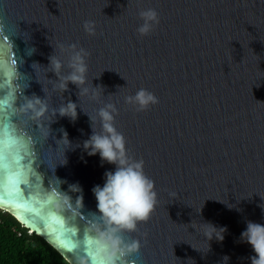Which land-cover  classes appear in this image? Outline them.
<instances>
[{
	"label": "water",
	"instance_id": "1",
	"mask_svg": "<svg viewBox=\"0 0 264 264\" xmlns=\"http://www.w3.org/2000/svg\"><path fill=\"white\" fill-rule=\"evenodd\" d=\"M148 8L158 12L159 24L140 36L139 12ZM85 21L94 22L95 35L85 32ZM71 44L89 53L87 86L105 89L97 99L79 98L72 84L59 91L57 77L45 68L53 54L66 65L58 45ZM68 71L65 66L63 74ZM140 88L159 102L145 111L127 104L125 98ZM33 94L48 104L40 120L20 112ZM69 98L91 116L104 104L115 105V126L129 155L144 161L154 181L157 203L150 219L124 234L140 240L141 249L122 264H225V255L227 264H251V246L239 237L248 221L264 224L258 206L264 205V0H0V102L19 116L11 130L8 120L0 122V208L71 264H100L84 250L85 234L96 236L92 188L115 166H101L98 155L84 153L92 129L82 109L75 122L55 115ZM4 115L7 109L0 107ZM95 129L100 131L98 118ZM17 154L27 157L26 167L24 159L15 163ZM16 176L29 181L18 185L23 200L8 195ZM76 182L83 206L74 213L58 204L68 195L75 206L79 194L68 186ZM53 192L52 202L44 203ZM29 198L41 202V215L54 214L65 229L74 228L75 236L62 235L55 223L40 224L20 206ZM197 221L226 226L223 242L210 241L209 250L201 230L191 228ZM67 239L76 245L72 251L61 247Z\"/></svg>",
	"mask_w": 264,
	"mask_h": 264
},
{
	"label": "clouds",
	"instance_id": "2",
	"mask_svg": "<svg viewBox=\"0 0 264 264\" xmlns=\"http://www.w3.org/2000/svg\"><path fill=\"white\" fill-rule=\"evenodd\" d=\"M139 17L142 21L137 28L140 36H147L159 24V14L155 9L142 10L139 12ZM84 30L88 35H95L94 22L85 21ZM58 47L61 52H66L67 64L65 65L64 60L53 54L48 57L49 64L45 67L57 77L56 88L65 93L72 84L78 89L79 98L81 95H90L92 99H97L100 96L98 90L105 89L101 85L94 86L93 83L91 88L87 86L88 51L76 44L68 45L66 48L64 45H58ZM33 52L35 48L29 50V55ZM65 66L69 69L67 75L63 74ZM125 102L137 111H145L159 101L153 92L140 88L134 95L127 96ZM78 107L79 104L69 98L55 115L58 113L60 117H68L75 122L79 115ZM82 111L84 112L83 109ZM20 112L30 115L31 119L40 120L48 112L46 98L35 94L25 97ZM84 113L88 115L92 129V134L82 143L84 153L87 156L98 155L101 166L104 163L115 166L114 170L104 173L102 185L97 184L92 188L96 199L95 223L93 224L96 232L93 239L96 255L100 264H122L124 257L136 254L141 249L140 240L125 239L124 234L137 231L139 223L150 219L157 203V192L154 181L144 171V161L137 160L128 153L126 138L115 126V116L118 113L115 105L104 104L97 110L95 116ZM97 118L100 131L95 129ZM62 139L71 144L66 131H63ZM68 190L79 194L76 197L75 206L71 202V197L65 195L61 197L58 207L67 208L75 213L83 206V188L79 182H76L69 184ZM225 204L230 210L232 209L228 203ZM258 206L264 210V205ZM201 210L202 208L196 212L200 213ZM191 228H194L196 232L198 229L201 230L200 234L208 242L209 250L210 241L216 240L222 243L228 231L226 226L218 227L212 222L197 221L196 224L192 222ZM239 241L251 246L254 253L250 257L251 264H264V224L248 221L246 228L240 233ZM223 259L227 264L230 257L225 255Z\"/></svg>",
	"mask_w": 264,
	"mask_h": 264
},
{
	"label": "trees",
	"instance_id": "3",
	"mask_svg": "<svg viewBox=\"0 0 264 264\" xmlns=\"http://www.w3.org/2000/svg\"><path fill=\"white\" fill-rule=\"evenodd\" d=\"M0 264H71L52 244L0 208Z\"/></svg>",
	"mask_w": 264,
	"mask_h": 264
},
{
	"label": "snow or ice",
	"instance_id": "4",
	"mask_svg": "<svg viewBox=\"0 0 264 264\" xmlns=\"http://www.w3.org/2000/svg\"><path fill=\"white\" fill-rule=\"evenodd\" d=\"M5 41L7 40V37H4ZM13 63H15V61H13ZM0 107H4L7 109V115L4 116H0V122H2L3 120H8L9 123L6 125L7 128H9L11 130L12 125H11V120L15 119L18 120L19 116L17 114L16 111L12 110L6 102H0ZM31 156V152L27 153V157ZM27 157H21L19 156V154H17L15 163H17L18 165L20 164L21 159H24L26 161L25 163V167L27 166V163L29 162L27 160ZM4 159V155H3V151L0 150V161H2ZM31 169H29L30 171ZM32 176L34 177L35 181L37 182V186H38V182H39V177L35 174V172H32ZM24 184V185H29V181L27 178L24 179H20L19 176H16L13 180V190L10 191L8 193L9 197L11 198H19L21 200H23L22 197V192L19 189L18 185L19 184ZM57 194L55 192H53L51 195H48L47 193L45 194V199H44V203H50L52 202L53 198L56 196ZM31 202L29 201H23L21 203V207H25L27 209H29L30 211H32L35 215V217L38 218V221L40 224H42L44 227H49L51 223H55L57 225H59L60 229H61V234L63 235L64 233H67L70 236H75V229L74 228H68L65 229L64 228V222L61 218L55 216L54 214L49 213L47 217L41 215V212L39 211V208L42 207L43 205L41 204V202L39 200H31V198H29ZM33 204L37 205V207H33ZM37 231H39V227H37ZM86 235V239H85V251L88 253L89 257H91L93 260L97 259V255H96V251L91 247V245L94 244V241L90 238H87V233ZM61 247H65L67 248L68 251H72L73 248L76 247L75 244L72 243V241L70 239H67L66 242L61 244Z\"/></svg>",
	"mask_w": 264,
	"mask_h": 264
}]
</instances>
